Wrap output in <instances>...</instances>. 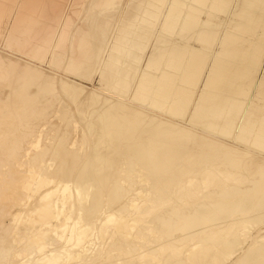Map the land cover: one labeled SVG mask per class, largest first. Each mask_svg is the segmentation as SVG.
Returning <instances> with one entry per match:
<instances>
[{
  "label": "bare ground",
  "instance_id": "6f19581e",
  "mask_svg": "<svg viewBox=\"0 0 264 264\" xmlns=\"http://www.w3.org/2000/svg\"><path fill=\"white\" fill-rule=\"evenodd\" d=\"M180 1L167 0L163 6L159 1L156 5L157 11L150 12L146 9L141 11L142 17L135 18V22H128L127 27L121 26V21L115 26L113 35L105 45V51L102 54L99 52L100 56L96 59V72L100 82H105L108 92L98 93L85 90L81 85L53 73H45L40 66L33 63L38 60L35 63L41 64L48 56L47 64L50 63L51 66L53 50L60 37L63 40L65 35L61 26H64L67 4L60 6L63 8V13L59 15L61 22L57 23L58 28L57 24L53 26L57 30L52 29L54 32L49 33L46 28L47 31H44L48 33L45 47L42 49L35 46V49L27 50V42L21 32L28 34L35 27L23 25L29 19L26 15L29 3L28 0H12L3 16L13 19V24L7 30L3 28L6 30L4 33L0 29V39H6L4 46L9 50L4 53L0 51V264H118L121 260L124 261L122 264H137L136 258L139 262L138 257L155 255L171 239H179L178 230L182 231L184 228H178L177 225L178 230L174 229L176 223H182L186 230L188 243L183 248L185 250H177V256L186 253L185 259L174 260L168 254L164 257V264H186V259H196L192 261L193 264H210L207 260L203 262L202 258L208 253L226 249L220 247L225 245L223 240L221 245L215 242L212 245L206 243L216 238L224 227L218 226L223 223L228 226V220L235 224L243 222L247 214L251 215L253 211L264 207V162L256 155L257 151L264 153L263 111L260 112L261 118L251 121V118L260 114L252 115L253 110L248 106L243 109V101V105L240 102L241 106H236L235 101L238 100L229 99V92L228 95L224 93L227 97L221 94L228 90L231 95L234 94L233 97L249 96V87L247 86L248 90L245 92L242 87L246 86L239 85L248 81L246 78L249 68L247 70L246 64L244 66L242 62L250 66L256 65L257 57L263 51L259 47L263 43L260 46L256 44L259 47L254 43L261 40L259 38H263L264 33L259 38L256 36L258 39L255 42L252 40L256 48L252 49V44L249 51L246 47L251 43L245 40L248 45L245 50L241 49L238 41L241 40L242 47L245 45V41L240 39L241 35L238 39V33L233 36L234 32L232 35L226 28L221 33L222 36H219L216 33L220 32L216 31L219 21L216 26L212 24L213 27L208 29L212 22L209 20L210 25L207 24L200 20L201 14H197V10L198 13H203L200 9L204 8L199 9L195 2L193 6V0L188 5L185 4L186 1ZM94 2L89 4L96 7L98 1ZM105 2L110 4L108 0ZM197 3L208 10H222L228 1L199 0ZM243 4L245 7V3ZM241 6L240 9L243 7ZM210 10L212 15L213 11ZM237 12L241 19H237L239 23L236 24L239 34H242L241 31L250 32L249 28L260 17L252 14L249 7ZM144 14H149V17L146 16L148 21L150 17H154L153 21L148 22ZM211 15L206 18L210 19L213 17ZM206 24L209 25L208 28ZM60 27L63 35L59 34ZM175 28L183 31L184 34L180 33L182 35L196 28L198 32L194 30L196 33L191 34H198V37L194 38L189 32L187 39L190 36L197 38L200 47L203 43H206L205 46L208 42L210 44L218 35V42H214H217L221 50L218 46L219 50L208 60L207 54L211 55L212 52L203 45L205 50L201 49L206 51L207 56L199 47L201 51L194 47H183L187 40V36H184L182 47L185 50L180 46L183 51L179 52L176 49L181 40L173 45L170 38L166 41L167 37L165 40L163 37ZM234 28L236 32L237 28ZM219 29L221 28H217ZM163 30H167V34ZM89 35L91 33L86 34ZM86 36L81 35V40L89 42L91 37ZM136 37L141 39L137 43L140 56L134 54L138 51L132 50L133 54L130 51V47L135 44L132 38ZM193 38L192 41L196 44ZM189 42L187 40L188 44ZM209 47L212 51V47ZM74 48L80 52L87 49L86 45L81 47L79 44ZM68 51L67 48L65 61L58 64L60 69L64 72L67 69L73 71V74L69 70L66 72L72 76L74 73L76 77L83 76L85 72L81 70L82 64L90 61L88 55L79 53L77 57L83 59L76 61L75 57L68 55ZM13 54L26 56L29 60L19 59ZM128 56L133 59L134 64L125 62ZM234 59L239 60L237 62ZM232 61L238 66L241 62L243 67L233 66ZM130 65L132 70L128 69ZM125 67L132 72H127ZM248 78L252 80L253 76ZM251 80L249 83L252 84ZM262 81L264 82V78ZM239 86L241 87L237 89ZM83 90L85 93L82 96ZM196 90L198 93L194 96L193 91ZM57 101L60 106H64L63 110L60 108L61 112L55 108ZM136 104H146V108L161 113L171 112V115H175L172 117L174 119L179 115L178 112V115L175 114L177 109L180 108L185 113L188 105H191L192 111H188L190 116L186 119V125L190 123L194 128L161 118ZM254 111L259 113L258 109ZM229 112L234 114V118L240 117L238 125H235L234 118L229 120ZM76 113L82 129V135L77 136L81 142L79 147L76 136L70 135L69 139L68 136L65 137L69 127L74 128L76 125ZM54 117H57L56 121H62L65 127L64 130L59 129L64 134L56 132L55 135L62 136L55 140L52 133L56 126L53 125L54 121H50ZM182 117H178L180 122ZM56 125L58 128V124ZM197 128L205 132H199ZM217 136L226 140L228 138L234 144L229 143L231 141H221ZM91 138L94 139L93 144L90 142ZM50 141H54L53 144ZM241 142L247 147L241 146ZM85 144L91 146V151L89 146V152L82 151L83 155H80V147H85ZM256 159L259 163L262 162L261 165L254 163ZM153 207L163 209L152 214ZM149 209L150 217H144L143 215L149 214ZM262 211H259L261 216L264 213ZM250 218L253 219L252 215ZM214 219H220L221 222L204 226ZM225 219L228 220L223 222ZM228 228L233 230L232 226ZM161 230L164 231L161 233L163 236L155 237ZM257 231L264 233V228L260 227ZM258 235L253 236L259 237ZM180 236L184 237V234L181 235L180 232ZM170 237L172 238L169 241ZM194 237L202 239L205 246H200L202 243L196 244L199 239L191 244ZM181 241L178 240L174 245L183 243ZM233 241L234 239L231 242ZM257 241L259 246L262 244L260 242L264 243V235ZM236 243L237 241L233 244ZM146 244L149 247L145 248ZM169 245L170 243L168 249L171 246ZM253 246L256 247V243ZM262 246L264 248V244ZM249 247L251 245L235 249L237 253H233L236 257L229 264H246L247 258L257 254L255 248L253 252L252 247ZM136 251L140 252L135 257ZM162 251L164 253L165 248ZM212 254H208V257H212ZM120 255L131 256L120 258ZM145 259L146 262L148 259ZM261 259L264 264V257ZM254 261L257 262V259ZM157 263L159 262L155 264Z\"/></svg>",
  "mask_w": 264,
  "mask_h": 264
},
{
  "label": "rangeland",
  "instance_id": "374dc122",
  "mask_svg": "<svg viewBox=\"0 0 264 264\" xmlns=\"http://www.w3.org/2000/svg\"><path fill=\"white\" fill-rule=\"evenodd\" d=\"M63 1H66V3L64 2L63 3ZM28 0V3H29V6H28V12L26 13V15H28L29 16V19L27 20V21H25L24 22V26H26V27H29V26H35V27H33V28H31V30H30V32L27 34V33H24V32H21V34L23 35V37L25 38V40H26V42H27V45L25 46V48L27 49V50H31V49H35L34 47L36 46V47H40V48H44L45 47V44H46V38H47V36H46V34H48V33H44V31H47V29H48V32L49 31H52V32H54V31H56L57 29L56 28H58L57 26H59L58 24L61 22L60 21V19L61 18H59L60 16V13H63L61 10H63V8H61L60 6L61 5H66L67 6V8H65V11H64V14H65V16H64V18L66 19H64V21L65 22H63V25L64 26H61V27H63V30H62V28L60 27V30H59V34H61L62 32H64V30H65V35H64V38H63V40H61V37H60V39H59V36H58V39H59V43L58 44H56V47H55V51L53 50V59L51 58V60H53V61H50L51 62V66H50V63L49 64H47L48 62H47V57L48 56H46V60H44V62H40L41 64H39V62H37V63H35L36 61H38V60H35V62L33 61V63L34 64H37V66H40L41 67V69L42 70H44V72L45 73H53V74H55L56 76H59V77H62V78H64V79H68V80H71L72 82H75V83H77V84H79V85H81L82 87H84L85 88V90H93V91H96V92H102V93H106L107 91H106V89H105V82H104V84H102L103 82L101 81L100 82V79H99V76H98V73L96 72V67H97V64H96V59L98 58V56H100V55H98V53L100 52V54H102L103 53V51H105V45L107 44V42H108V40L110 39V37L113 35V31H114V29H115V26L119 23L121 26H123L124 28L125 27H127L128 26V22H130V23H132V20H133V22H135V18H137V19H139L140 17H142V12L144 11V10H148V11H150V12H154V11H157V9H156V5H157V3H159V1H161L160 3H162L161 4V6H163V4L165 3V1H167V0H108V1H110V4L109 3H107V2H105V0H101V1H103V3L100 1V0H96L95 2H97L98 1V4H95V5H97L96 7H94L93 5H90L92 2H94L93 0H88L89 2H90V4H89V2L87 1V0ZM92 1V2H91ZM99 1H100V4H99ZM180 1V0H179ZM182 1V3H184V1H186L185 2V4H189V1L190 0H181ZM180 1V2H181ZM192 1V0H191ZM249 0H228V4L226 5V7H223V9L222 10H218V9H214V10H210V8H209V10L210 11H213L212 12V15L210 14V12H209V10L207 9V8H205V7H201L202 6V4H199V3H197V2H199V0L197 1H195V0H193L192 1V4H193V6L195 5V3L197 4V5H195L196 7H198L199 9L200 8H204V9H200V12H203L204 14H206L205 16H204V14L203 13H198V10H197V14H201L200 15V20H202V21H206L207 22V24H209L210 25V23H208V22H212L211 23V26H209L210 28H208V26H207V24H206V26H207V28L208 29H211V27H213V26H216V24L218 23V21H219V24H217V27H216V31H220L219 33L218 32H216L219 36H222L221 35V33L222 32H225V29L227 28L228 29V31L227 32H229L230 34H232L233 35V32H234V35L233 36H235V34L236 33H240V30L237 28V25L236 24H238L239 23V21L241 20L240 19V17H239V14H238V12L237 11H240V10H243V9H245L244 8V4L243 3H246V2H248ZM264 1V0H263ZM54 2L56 3V4H54ZM86 2L89 4H87L86 5ZM94 2V3H95ZM195 2V3H194ZM11 3H12V0H0V29H2L3 30V33L7 30V28L8 27H10L12 24H13V19H10V17H9V19H7V18H5L4 16H3V14H4V12L10 7V5H11ZM47 3V4H46ZM93 4V3H92ZM102 4H105V5H102ZM108 4V5H107ZM44 5V6H43ZM70 7H69V6ZM159 5V4H158ZM201 5V6H200ZM243 7H242V6ZM53 6V7H52ZM89 6H93V8L92 7H88ZM239 6H241L242 8L240 9V7L238 8ZM65 7V6H64ZM143 8H145V9H143ZM208 10V12L206 11V10ZM211 9H213V8H211ZM237 9H239V10H237ZM203 10V11H202ZM249 10L251 11V12H254V15L255 16H257L258 18L260 17L261 18V20H262V22H260L259 21V19H258V22L257 23H255L254 25H253V27H251V28H249L251 31L249 32V30L248 31H241V33L242 34H236V37L238 38H240V35L243 37H241L240 39H242V40H246V41H248L249 43H251V44H249L248 45V42H246L245 41V45H243V47H242V44L240 43L241 42V40H239L238 42H239V44L238 45H240V47H241V49H246V48H249L250 47V45H252L253 43H252V40H253V42H255L256 41V39H258L259 38V36H261L263 33H264V17H263V15H264V2L262 3V5H261V7L260 6H257V7H253V8H249ZM142 11V12H141ZM217 11V12H216ZM219 12V13H218ZM226 12V13H225ZM232 12V13H231ZM235 12V13H234ZM142 13V14H141ZM210 14L211 16H213V17H211L210 19L209 18H206V17H210V15L208 16V14ZM214 13H216V15L214 14ZM229 13V14H228ZM215 16H214V15ZM122 15H123V18H122ZM138 15H140V16H138ZM152 15V14H151ZM27 16V17H28ZM121 16V17H120ZM144 16H145V19L147 18L146 16H148L149 17V14H144ZM204 16V17H203ZM232 16V17H231ZM237 16H238V18H237ZM26 17V18H27ZM119 17H120V19H119ZM134 17V18H133ZM231 17V18H230ZM31 18V19H30ZM152 18H154V17H150V21H148L147 19H149V18H147L146 20L148 21V22H152L153 21V19ZM199 18H198V20H199ZM213 18H215V19H213ZM217 18H218V20H217ZM233 18V19H232ZM122 19V20H121ZM136 19V20H137ZM203 19H205V20H203ZM207 19H208V21H207ZM239 21H238V20ZM119 20V21H118ZM128 20V21H127ZM131 20V21H130ZM210 20V21H209ZM233 20V22H231ZM123 21V22H122ZM126 21V22H125ZM140 21L138 20V23H139ZM231 22V23H230ZM58 23V24H57ZM65 23V24H64ZM122 23H126V25L124 24H122ZM137 23V24H138ZM228 23H230L229 25H228ZM232 23H234V25L232 24ZM57 24V25H56ZM140 24V23H139ZM212 24H213V26H212ZM232 24V25H231ZM56 25V28H54L53 26H55ZM119 25V26H120ZM218 25H219V27L221 28V29H219V30H217V28H219L218 27ZM47 26H49V28L47 27ZM50 26H52V28H50ZM144 26H145V24H144ZM235 27V28H237L236 29V32H235V30H233V28ZM6 29L5 31H4V29ZM47 28V29H46ZM147 28H148V26H147ZM206 28V29H207ZM234 28V29H235ZM255 28V29H254ZM51 29V30H50ZM54 31H53V30ZM98 29V30H97ZM177 29V30H176ZM192 29V28H191ZM196 29V28H195ZM194 29V30H195ZM229 29H231V30H229ZM61 30H62V32H61ZM85 30V31H84ZM88 30V31H87ZM150 30V29H149ZM194 30H190L189 32H190V34L191 33H196V32H193ZM213 30V29H212ZM239 30V31H238ZM83 31V32H82ZM155 32H156V29L154 30ZM166 31L167 30H163V33L164 34H167V35H163L162 34V31H161V34L163 35V37H164V40H165V37H167V39H166V41L170 38L171 39V43L173 44V43H178L180 40L182 41H180L179 42V44H177L178 46H177V48L178 49H176V50H179V52L183 49V50H185L183 47L184 46H186L187 48L188 47H194V48H196V49H198V50H200L201 48L203 49V50H205V49H208V50H210V52H212L211 53V55L208 53H206V51H204L203 52V50L201 51L202 53H205V55L207 54L208 55V60H209V58H211L212 57V55L214 54V52L215 51H218L219 50V45L217 44V42H218V35H217V37L215 38V40H217V42H216V44H215V40L214 41H212V42H214V43H212V42H210V44H209V42H208V45L209 46H211L212 47V51H211V49H209L210 47L208 46V45H206L205 46V44L203 43H200V45L202 44L203 46H204V48L202 47V45H201V47L198 45V40H197V38L196 39H194L195 37H198V34H196L195 36H194V34L192 35L191 34V36H193V37H189V39H187L188 38V36L187 35H190L189 34V32L188 31H186V34L185 35H182V34H184V32L183 31H181L180 29H179V31H178V28H175V32L174 31H170L171 33H169V31L166 33ZM177 31V32H176ZM195 31H197L198 32V30H195ZM232 33H231V32ZM238 31V32H237ZM253 31H254V33H253ZM85 32H87V33H85ZM173 32H174V34H177L175 37H174V34H173ZM181 32H183L182 34H180ZM188 32V33H187ZM211 32V31H210ZM245 32H246V34H245ZM249 32V33H248ZM263 32V33H262ZM50 33V32H49ZM90 34L91 33V35H89V36H86V34ZM248 33V34H247ZM251 33V34H250ZM260 33V34H259ZM139 34V33H138ZM172 35V37L170 36L169 37V35ZM180 34V35H179ZM223 34V33H222ZM20 35V34H19ZM61 35H63V33L61 34ZM81 35H82V37L84 36H86V37H91L90 39H89V42L87 41V42H84L83 40H81ZM184 36H187L186 37V39L188 40V42H189V40H190V38H191V40H190V42H189V44L187 43V40H185V43L183 42L184 41ZM256 36L258 37V38H256ZM263 36V38L262 37H260L259 39H261V40H259V41H256L254 44L256 45H261L262 43H263V45H261L260 47L259 46H257V47H259V48H263V51H261L260 53H259V55L258 56H260L259 58L257 57V61L258 62H256L255 64V66H250L248 63H245L244 61L242 62V64L245 66V64H246V69L248 70V68H249V70H250V72H249V70H248V73H247V76L249 77L250 75H251V77L253 76V79L251 80V79H249L248 77L246 78L248 81H247V83H238L239 85H241V86H246V88L245 87H242V90L243 91H245V92H247V90H248V87H249V89L250 90H248V92H247V94L249 93V96H247V95H243V94H241V95H243V96H239V95H237V97H233L234 96V94H232L231 95V93H230V91H228V90H225L224 92H222L221 90V92H218V93H221V94H223L224 95V97L226 96V95H228L227 93L229 92V99L230 98H234V100H236V98H237V102L235 101V105L236 106H238V107H240L241 105H243V103H244V107L242 106V108L244 109L245 107H251V109L253 110V114L252 115H258V114H260V112H262L263 111V113H262V116L264 115V109H262L264 106H263V103H264V82L262 81L263 80V78H264V40H262V39H264V35H262ZM192 38H193V40H195V42H196V44L194 43V41H192ZM238 38V39H239ZM245 38V39H244ZM93 39V40H92ZM255 39V40H254ZM132 40H134L135 41V44H133V46L132 47H130V48H132L130 51H131V53L133 54V51L135 52H137L138 51V53H134L135 55H138V56H140L139 54L141 53V51L140 50H138V45L139 44H137L138 42H141V39H140V37H136V38H132ZM174 40V41H173ZM175 40H177L176 42H175ZM6 39L4 40V39H0V51H2L3 53L4 52H8L9 50H7V47H5L4 45L6 44ZM173 41V42H172ZM198 42V43H197ZM86 43V44H85ZM183 43H184V45H183ZM213 45H212V44ZM242 43H243V41H242ZM78 44L81 46V47H84V45H86V47H87V49L86 50H84V51H82V52H80V50H78V49H75L74 47H76V46H78ZM191 44H192V46H191ZM254 44L251 46L252 47V49H254V48H256V46H254ZM174 45V44H173ZM182 45H183V47H182ZM189 45V46H188ZM248 45V46H247ZM5 48H4V47ZM182 47V49L180 50V48ZM214 46H215V48H214ZM219 46V47H218ZM247 46V47H246ZM200 49H199V48ZM246 47V48H245ZM4 48V49H3ZM67 48L69 49V51H68V55L69 56H73V58L75 57V60L76 61H78V60H81V59H83V58H78L77 57V54H82V53H84V54H87L88 55V58L90 59V61L89 62H87V63H85V64H82V71L84 70V74H83V76H81L80 74V76L77 78L75 75V73H74V75L72 76V74H73V71H71V70H69V69H67V71L69 70V72L71 73L72 72V74H69V72H68V74H66V72L67 71H63L62 69H60V67H59V65L60 64H62L64 61H65V58H66V56H67ZM174 48H176V45H175V47ZM186 48V49H187ZM190 48H188V49H190ZM169 50H170V48H168ZM173 49V48H172ZM251 49V51H253ZM133 50V51H132ZM182 50V51H183ZM220 50H221V47H220ZM249 51H250V48L248 49ZM70 51H71V53H70ZM173 51H175V50H173ZM248 51V52H249ZM140 52V53H139ZM207 52H209V51H207ZM15 57H17V58H21L22 60H29V59H27L28 57H23V55L22 56H20V54H18V55H16V54H13ZM206 55V56H207ZM210 56V57H209ZM127 60L125 61L126 63H128L129 61H130V63L131 62H133L132 60L133 59H131V57H129L128 56V58H126ZM235 60V59H234ZM237 60V59H236ZM235 60V61H236ZM239 60V59H238ZM238 60H237V62H238ZM32 61V60H31ZM235 61H232V64H234L233 66H235V67H243L242 66V64L240 65V63H239V66L238 65H236V62ZM234 62V63H233ZM44 63V64H43ZM136 63V62H135ZM47 64V65H46ZM59 64V65H58ZM129 64V63H128ZM132 64V63H131ZM133 64H134V62H133ZM238 64V63H237ZM247 64L249 65V67L247 66ZM50 66V67H49ZM127 67V66H126ZM125 67V69H126V71L127 72H129L130 70H132V65H130V67L128 68V69H130V70H127V68ZM252 68V69H251ZM253 68H255L256 70H254ZM237 69V68H236ZM239 69V68H238ZM62 70V71H61ZM94 70H95V72H94ZM130 72H132V71H130ZM129 72V73H130ZM151 72H153V70H151ZM253 72V73H252ZM255 72V73H254ZM95 73V74H94ZM97 74V75H96ZM248 74H250V75H248ZM253 74V75H252ZM78 75V74H77ZM262 76V77H261ZM255 77V78H254ZM261 77V78H260ZM258 80H257V79ZM260 78V79H259ZM246 79L244 80V82L246 81ZM102 80V79H101ZM249 80H251V82L253 81V83L251 84V83H249L250 81ZM257 80V81H256ZM260 80V81H259ZM240 82V81H239ZM262 82V83H261ZM250 84V85H247V84ZM244 84V85H243ZM261 84V85H260ZM262 84H263V87H262ZM252 85V86H251ZM253 85H254V87H253ZM260 85V86H259ZM241 86H239L237 89H239ZM248 86V87H247ZM251 86V87H250ZM258 86V87H257ZM256 87V88H255ZM102 88V89H101ZM246 90H245V89ZM257 88H258V91H257ZM260 88V89H259ZM225 89V88H224ZM85 90H83V92L81 93L82 94V96H83V94L85 93ZM262 90H263V92H262ZM251 91H252V93H251ZM193 92H195V94H194V96H196V94L198 93L197 92V90L196 91H193ZM217 92V91H216ZM254 92V93H253ZM108 93V92H107ZM226 95H225V94ZM80 94V95H81ZM79 95V96H80ZM252 95H253V97H252ZM194 96H193V98H194ZM244 96H246L247 97V99L244 97ZM227 97V96H226ZM238 97H242V99H240V98H238ZM252 98H255V99H252ZM247 100V102H249V103H247L246 102V100ZM252 99V100H251ZM193 100V99H192ZM241 100V101H240ZM62 101V100H61ZM61 101H59V102H61ZM126 101H129V100H127V98H126ZM131 101V100H130ZM242 101H243V103H242ZM251 101V102H250ZM239 102V103H238ZM240 102H241V105H240ZM58 101L55 103L56 105V109L57 110H60V108H61V110H63V104H61L62 106H60V104L58 103ZM61 103H63V102H61ZM238 103V104H237ZM253 103V104H252ZM65 104V103H64ZM249 104V105H248ZM138 107H140L141 109H144V110H148V111H150V112H152V113H154L155 115H158L159 117H163V118H165V119H170L172 122H176V124H183V125H186L187 123V121H186V119H187V117L188 116H190V112L192 111V108H191V105H188V110L184 107H182V109H186V111H184L185 113H183L182 112V110H180V108L179 109H177L176 110V115H178L177 117H176V119H174V118H172V117H175V115H171V112H167V113H165V112H159V111H156L155 109H153V110H155V111H153L151 108L149 109V108H146L147 106H146V104H144V106H143V104H136ZM240 105V106H239ZM254 105H258V106H254ZM260 105H261V107H260ZM190 106V107H189ZM252 106H253V108H252ZM58 107V108H57ZM255 107H259L260 108V110H259V108H255ZM258 109V111L257 112H259V113H256V111H254V110H257ZM61 110L59 111V112H61ZM191 110V111H190ZM180 111L182 112L181 114H183V115H181L180 114ZM188 111H190V112H188ZM177 112H178V114H177ZM187 112V113H186ZM255 112V113H254ZM161 113V114H160ZM170 113V114H169ZM231 113L232 112H229L228 114L230 115V116H228V114H227V117L229 118V120H233V118H234V114L232 113V115L233 116H231ZM241 113V112H240ZM184 115H185V117H184ZM240 115V114H239ZM238 115V116H239ZM183 116V117H182ZM259 116V117H258ZM258 116H255V117H253V118H251V121H256V118L257 119H259V118H261L262 116H261V114L260 115H258ZM76 117H77V119H76ZM76 117H74L73 119H76L75 121H76V125H75V127L74 128H70L69 127V129H71V130H67V131H69V132H66V134H65V137H67L68 139H69V137H70V135L71 136H76V140L78 139H80V138H77V136L79 135V137L82 135V129H80V125H79V119H78V116H77V113H76ZM178 117H180V119H181V117H182V120H184V121H182L181 120V122H183V123H181L180 122V119H178ZM231 117H232V119H231ZM55 118H57V117H54V118H52V120L50 119V121L51 122H53V125H55L56 127H57V125L56 124H58V128H56L55 127V131H53V133H52V135L54 136V139H53V137H51L53 140H55V138L56 137H60V136H62L61 134L60 135H55L56 134V132H57V134H59L60 132L62 133V134H64V131H59V129L61 128V129H63L64 130V125L62 124L63 122L62 121H60L59 119H57V121H56V119ZM239 118L240 117H238V118H234V122H235V125H238L239 124ZM235 119H237L238 120V122L236 123V121H235ZM56 122H58V123H56ZM60 124V125H59ZM62 124V125H61ZM223 124V123H222ZM189 125V126H188ZM188 125H186V126H188V127H191V128H194V126L192 127L191 125H190V123L188 124ZM60 126H62V127H60ZM78 127V128H77ZM196 128V127H195ZM197 129H199L198 131L199 132H202V133H204L205 132V130H202V129H200V128H197ZM58 130V131H57ZM81 130V131H80ZM72 131V132H71ZM70 133H72V134H70ZM77 133V134H76ZM69 134V135H68ZM81 134V135H80ZM64 137V138H65ZM218 137V136H217ZM220 137V136H219ZM218 137V138H219ZM85 138V137H84ZM221 141H225V142H229V141H231V142H229V143H232V144H234L233 142H232V140H229L228 141V138H227V140L225 139V138H223V137H221V138H219ZM77 140V142H78V147L80 146V144H81V142H80V140L78 141ZM85 140V139H84ZM92 141H94V139H90V142L93 144V142ZM54 142V141H53ZM53 142L52 141H50V143L51 144H53ZM95 143V142H94ZM91 144V145H92ZM86 145H88V144H85V147H82L83 148V150H81L82 148L80 147V155H83V153L86 151L87 153L89 152V151H91V146L90 145H88V146H86ZM241 146H244L245 145V143L243 144L242 142H241V144H240ZM239 145V146H240ZM90 146V147H89ZM240 146V147H241ZM246 147H247V145H245ZM87 147H89V151L87 150L88 148ZM76 148H77V146H76ZM85 148V149H84ZM82 151H83V153H82ZM85 152V153H86ZM255 152V151H254ZM256 153V152H255ZM259 155V157H260V159H262L261 161L262 162H264V153L263 152H258L257 151V153H256V155ZM259 157H256V158H258L259 159ZM259 160H257L256 159V161L254 160V163L255 164H260L261 165V163H259L258 162ZM264 205V204H263ZM158 209V210H157ZM163 209V207H161V209H160V207L158 208V207H156V209H155V207H153L151 210H153L152 211V214H155L157 211L159 212L160 210H162ZM261 209V210H260ZM264 209V207L262 208H259L258 210L261 212L262 210ZM255 211V212H257V213H255L254 211L251 213V215H252V218L253 219H251L250 217H251V215H250V213H249V215L247 214V218H245V219H247L248 220V222H247V220H243V222H237V224H235V222H233V221H231L233 224H231V222L229 223V221L230 220H228V223H227V225L229 224L230 226H232L233 227V230L231 229H229L228 227H230L229 225L228 226H226V223L224 224H222V226H218V227H223V229H220V231L218 232V236L216 237V238H214L213 240H210L211 242H206V243H209V245L211 244H213L214 242L216 243V244H218V245H221L222 243H224L225 242V245L223 244V245H221L220 247H225L226 249H223L222 251L220 250V251H217V252H213V254L212 253H208V254H212V257L210 258V257H208V254L206 255V257H203L202 259H203V262L205 261V262H207L208 261V263H210V264H229V262L232 260V258H234V257H236V254H235V256H234V253H237V251H235V249H239V248H243V247H248V245H251V247H252V251L253 252H257V254L256 253H254L253 254V256L252 257H250V258H247V260L245 261V263L247 264V263H250V264H255V263H257L258 264V260H259V263L260 264H262L263 262H261L260 260H262L261 258H263L264 257V254H262V252H264V250L262 251V249H264V248H262L263 246V242H260V243H262V244H260V246H259V242L257 241V240H259L260 239V237H261V235H264V233H262L261 231V233H259V231H257L260 227H262V228H264V213L262 214V216H261V213H259V211ZM262 212H264V211H262ZM148 213L149 214H145V215H143L144 217H150V214H151V211H150V209H149V211H148ZM257 214V215H256ZM259 214V215H258ZM261 216V217H260ZM223 218H224V216H222ZM254 218H256L257 219V221L258 222H256V220L254 219ZM260 218V219H259ZM222 219V218H221ZM226 219L225 220H223V222H226L227 221ZM260 220V221H259ZM219 222H221V220L219 219H214L212 222H208V223H206V224H204V226L205 225H210V224H213V223H219ZM244 223V224H243ZM249 223V224H248ZM252 223V224H251ZM177 225H178V228H184V229H182V231L181 230H178V228H177ZM180 225V226H179ZM182 225V223L181 224H179V223H176V227H175V225H174V229H176V230H178L179 231V239H175V240H173L174 241V243H173V241H172V237H170V238H168L169 239V241H170V239H171V242H166L167 244H166V246H164V247H161L159 250H164V248H165V251H164V253H163V251L161 252H155L156 254L155 255H148L147 257L145 256V257H138L139 258V262H138V260H137V258L135 259L136 260V262H137V264H148V261H149V264H155L156 262H159V263H157V264H164V262L165 261H163L166 257L165 256H168V254L169 255H171V257H172V259H176V260H178V258H181L183 261H184V259H185V254L186 253H180L179 254V256H182V257H179V256H177L178 255V253H177V250L178 249H180L181 251H183V250H185V249H183V248H185L186 246V244L188 243L187 242V238H186V236H185V227L183 226H181ZM261 225V226H260ZM170 226V225H169ZM173 226V225H172ZM254 226V227H253ZM168 227V226H167ZM258 227V228H257ZM193 229V228H192ZM191 229V230H192ZM230 231H229V230ZM235 229H236V231H235ZM164 230H166V229H164ZM193 230H195V228L193 229ZM225 230H227L226 232L229 234H226V232H225ZM241 232H240V231ZM218 231V230H217ZM234 231V232H233ZM162 232H164L163 230H161L159 233H157L156 235H155V237H161V236H163V234H161ZM180 232H181V235H183L184 234V237H182V236H180ZM182 232H183V234H182ZM251 232H254V233H251ZM259 233V235H258V233ZM235 234V236L233 235V234ZM240 233V234H239ZM220 234H222V235H220ZM226 234V235H225ZM238 234V235H237ZM253 235H258L259 237H257V236H253ZM240 236V237H239ZM251 236H252V238H251ZM231 237V238H230ZM242 237V238H241ZM250 237V238H249ZM254 237V238H253ZM146 238H148V237H146ZM220 238V239H219ZM222 238V239H221ZM240 238V239H239ZM198 239H199V241H198ZM234 239V241L233 242H231L232 240ZM236 239H238V240H236ZM181 241V242H183V243H185L184 245H183V243H177V245H174V244H176L175 242H177V241ZM194 240V242H192ZM196 240L198 241L197 243H196ZM219 240V241H218ZM221 240H223L224 242H222ZM247 242H246V241ZM256 240V241H255ZM185 241V242H184ZM237 241V243L236 244H233V243H235ZM255 241V242H254ZM239 242H241L242 244H240ZM258 242V243H257ZM170 243V247H169V249H168V244ZM191 244H198V243H202L201 245L200 244H198V245H200V246H202L203 247V244H204V246H205V242H203L202 241V239L200 240V238H196V237H194V238H192L191 239V242H190ZM220 243V244H219ZM226 243H227V245H226ZM231 243V244H230ZM239 243V244H238ZM248 243V245H246ZM256 243V247H258V248H256L255 246H253L254 244ZM178 244H179V247H177L178 246ZM229 244V245H228ZM233 244V245H232ZM183 245V246H182ZM206 245H208V244H206ZM239 245H240V247H239ZM197 246V245H196ZM230 246H231V248H230ZM232 246H236L235 248H233ZM237 246H238V248H237ZM262 246V247H261ZM147 247H149L147 244L145 245V248H147ZM181 247V248H180ZM251 247H249V248H251ZM174 248V249H173ZM197 248H201V247H198L197 246ZM254 248H255V251H254ZM167 249V250H166ZM176 249V250H175ZM231 249V250H230ZM170 250L172 251V252H170ZM196 250H198V249H196ZM227 250V251H226ZM230 250V251H229ZM166 251H167V253H166ZM258 251H260L261 253H259ZM138 252H140V251H136L135 252V257L136 256H138ZM170 252V253H169ZM225 252V253H224ZM227 252V253H226ZM234 252V253H233ZM160 253V254H159ZM224 253V254H223ZM232 253V254H231ZM262 254V256L260 255V256H258L259 254ZM158 254V255H157ZM167 254V255H166ZM223 254V255H222ZM230 254L232 255V256H230ZM162 255V256H161ZM214 255V256H213ZM229 256V258H228V256ZM131 255H120V258H122V257H130ZM155 256V257H154ZM162 258H161V257ZM174 256V257H173ZM175 256H177V257H175ZM241 256V255H240ZM257 256H258V258H257ZM134 256L132 257V258H135ZM165 257V258H164ZM187 257V256H186ZM231 257V258H230ZM144 258H146V259H148L146 262L144 261ZM210 258V259H209ZM253 260H252V259ZM128 259H130V258H128ZM140 259H142V260H140ZM145 259V260H146ZM151 259V260H150ZM156 259L158 260V261H156ZM162 259V260H161ZM199 259V258H198ZM197 259V260H198ZM216 259H217V261H216ZM226 259V260H225ZM230 259V260H229ZM257 259V262H255L254 260H256ZM131 260V259H130ZM130 260H128L129 262H131ZM155 260V261H154ZM180 260V259H179ZM196 260V259H195ZM195 260H188V259H186L185 260V262L184 263H186V264H193L192 263V261H195ZM207 260V261H206ZM219 260H220V262H219ZM123 260H121L120 262H118V264H122L123 262H122ZM162 261V262H161ZM181 261V260H180ZM222 261V262H221ZM264 261V260H263ZM133 262V261H132ZM234 263V262H233ZM73 264H78V263H73Z\"/></svg>",
  "mask_w": 264,
  "mask_h": 264
},
{
  "label": "crops",
  "instance_id": "0c3cea01",
  "mask_svg": "<svg viewBox=\"0 0 264 264\" xmlns=\"http://www.w3.org/2000/svg\"><path fill=\"white\" fill-rule=\"evenodd\" d=\"M224 1L227 2L228 0H224ZM263 2H264L263 0H249L248 2L245 3V5H246L245 7H247V9H248V7L249 8H253V7H257V6L261 7ZM251 5H252V7H251ZM251 13L253 14L254 12H251Z\"/></svg>",
  "mask_w": 264,
  "mask_h": 264
}]
</instances>
